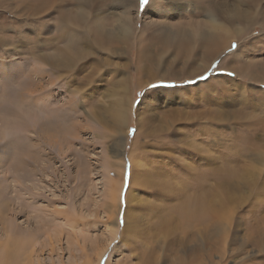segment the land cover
I'll use <instances>...</instances> for the list:
<instances>
[{"label": "rangeland", "instance_id": "obj_1", "mask_svg": "<svg viewBox=\"0 0 264 264\" xmlns=\"http://www.w3.org/2000/svg\"><path fill=\"white\" fill-rule=\"evenodd\" d=\"M32 1L0 0V223L17 237L34 239L44 264L50 258L94 263L102 250L98 264H143L149 256L157 257L156 264H197L201 257L200 264H264V0H150L144 9L139 0H93L90 7L53 0L51 8L39 12L30 11ZM211 3L219 8L215 18L200 9ZM73 10L85 12L87 26L95 22L107 30L118 29L119 18L127 16L130 37L123 44L96 47L73 73L52 75L54 83L49 75L41 80L30 71L37 60L29 46L53 35L54 20L69 18ZM214 23L224 27V35L231 33L229 46L215 60L197 46L171 72L166 60L177 58L180 38L170 34L177 29L216 33ZM164 39L167 43H160ZM200 41L201 36L194 39ZM138 44L146 45L147 57L165 51L163 62L138 60ZM116 46L117 54L106 50ZM226 63L238 70L237 76ZM249 63L257 65L246 77ZM163 75L170 80L158 78ZM205 75L207 80L188 83ZM161 81L178 86L149 90ZM73 96L69 109L67 99ZM130 129L136 130L134 136ZM18 156L30 161V172L19 179ZM208 200L223 206L225 214L215 216L216 222L203 214L206 204L197 207ZM179 205L185 211L198 208L206 225L199 228L201 221L190 218L188 224ZM211 221L220 222L221 237L215 238ZM111 223L117 224L114 236Z\"/></svg>", "mask_w": 264, "mask_h": 264}, {"label": "bare ground", "instance_id": "obj_2", "mask_svg": "<svg viewBox=\"0 0 264 264\" xmlns=\"http://www.w3.org/2000/svg\"><path fill=\"white\" fill-rule=\"evenodd\" d=\"M37 1V2H36ZM52 1L53 0H35V1H32L31 3H30V6H29V8L31 9L30 11H35V12H39L40 10H42V9H49V8H51V6H52ZM76 2H78V3H82L83 5H85V7L88 5L89 7L92 5V3H94V1L93 0H75ZM123 1H127V0H122V2ZM131 2L132 3H134L135 2V0H131ZM211 5H212V3H211ZM24 7V6H23ZM201 10H205V11H207L208 13L209 12H211L210 14H209V16H211L212 18H215V15H217L218 14V5L217 4H213L212 5V7H207L206 9L204 8V7H201L200 8ZM31 13V12H30ZM32 13H34V12H32ZM217 13V14H216ZM234 13H236V11H234ZM233 13V14H234ZM35 14H37V13H35ZM69 15H68V17L69 18H64V17H57L58 19H56V20H54V22H55V26H56V28H55V30H54V33H53V35H49L48 37H42V38H40V42H37V44L36 45H30L29 47L31 48V54H32V58H33V60H37V61H35V62H37L36 64L39 66V67H37V66H35L34 64H35V62L34 63H32L31 65L33 66L32 67V70H30L31 72H33L32 73V75H35L37 78H39V79H44L47 75H49V76H51V79L50 80H48L49 81V83H51V82H53V76L52 75H55L56 77H62V76H65V75H67L69 72H72L73 73V71L74 70H77V68L78 67H76L75 66V64L76 63H83V62H85V61H87L89 58H90V55L92 54L91 52H92V50L94 51V49L96 48V47H101L102 46V48H106L107 46H109V45H111L112 43H114L115 41L116 42H118L119 44L120 43H122L123 44V41H125V39H128V37H130V33H131V28H130V21L131 20H128V17L127 16H125V17H122L121 19L119 18V21H120V23H121V25L118 27V29H115V30H107L106 28H104V27H102V25H97L95 22H94V24H93V26H89V24H88V26L86 25V23H87V15L85 14V12L83 11V10H80V11H76V10H73V11H70L69 13H68ZM220 15H221V13H219ZM71 15V16H70ZM252 15V14H251ZM255 15V14H254ZM131 16V15H130ZM249 19V18H248ZM45 22V21H44ZM86 22V23H85ZM88 23H89V21H88ZM92 23V22H91ZM54 24V23H53ZM249 25V24H248ZM213 26H215V28L217 29V31H216V33H208V32H205V31H202V30H196V31H194V32H192L191 34L189 33V31L188 30H176V31H173V33H171L170 34V32H169V34L170 35H172L173 37H176L177 39H178V37L180 38V41L178 42L180 45H179V48H178V51H177V58H173V59H171V60H166V62L169 64V67H171L170 69H171V72H175V71H173V67L175 66L174 64H177V62H180V63H182V64H184V63H186L188 60H189V58H190V55L191 54H195V52L198 50V49H196L195 47H197V46H201L200 47V49H202V53H203V55H204V57L205 58H210V59H212L213 58V60H215L218 56H220V54L224 51V47H225V45L228 47L229 46V43L231 42V40H228V41H226V38H227V35H230L231 33L228 31V34L227 35H224V32H225V29H224V27L220 24V23H214L213 24ZM43 29H44V32H46V30L47 29H45L44 27H42V31H43ZM166 29V28H165ZM165 29H163L162 31H164ZM48 32V31H47ZM158 32V31H157ZM159 33V32H158ZM164 33V32H163ZM165 33H167V30H165ZM197 33H199V35L197 36V37H200L201 36V41L198 43V44H196L195 42H194V39H196L197 37H195L193 34H197ZM218 33H219V35H218ZM168 34V35H169ZM137 35V34H136ZM158 35V34H157ZM167 35V36H168ZM162 36V35H161ZM166 35H165V37L166 38H168ZM171 36V37H172ZM231 36V35H230ZM229 36V37H230ZM170 37V36H169ZM151 38H153V37H151ZM156 38V37H155ZM154 38V39H155ZM148 39V38H147ZM161 39V38H160ZM159 39V40H160ZM229 39V38H228ZM157 40V39H156ZM173 40V39H172ZM144 40H142V42H143ZM58 42H62V43H64L65 45H66V47H68L69 48V50H63V48L61 47V46H59L58 45ZM167 43V40L166 39H164V40H161V42L160 43ZM169 43V42H168ZM175 43V42H174ZM159 44V43H158ZM170 45V44H169ZM142 46V45H141ZM156 46V45H155ZM162 47V46H161ZM33 48H34V50H33ZM89 48H90V50H89ZM102 48H98L97 50L99 51L100 49H102ZM119 48V47H118ZM118 48H117V46L116 47H111V48H107L106 50L110 53V54H117V50H118ZM137 49V55L136 56H138V60H140V59H142L143 57H146L147 59H150L149 61H152L154 64H160L161 62H163L162 61V59H163V55L165 54V51H164V53H162L161 55L160 54H158L157 55V57H155V58H153L152 57V54L151 53H149L151 50H149V54H151V56L150 55H148V56H150V57H147V54L145 55L144 54V49L146 48V45H143L142 47H140V45L138 44V46L136 47ZM158 48V47H157ZM169 48H170V46H169ZM238 48V47H237ZM45 49H52L51 51H49V52H47V53H45ZM165 49V48H164ZM96 50V51H97ZM146 50V49H145ZM158 50H160V49H158ZM169 50V49H168ZM106 51V52H107ZM146 52H147V50H146ZM152 52V51H151ZM91 53V54H90ZM154 53V52H153ZM225 53V52H224ZM238 53V52H237ZM240 53V52H239ZM180 55V56H179ZM154 56V55H153ZM193 56V55H192ZM239 56V55H238ZM237 56V57H238ZM176 57V56H175ZM236 57V58H237ZM32 58H30V59H32ZM239 58V57H238ZM212 60V61H213ZM244 60V59H243ZM148 61V62H149ZM48 65L47 67L49 68H45V69H42V65ZM100 64V63H99ZM98 64V65H99ZM153 64V65H154ZM43 65V67H45ZM226 65H228L227 66V68L230 70V71H233L234 72V76H237L236 75V72H238V70L235 68V67H233V66H229V64H227L226 63ZM256 66L257 64L256 63H249V64H247L246 65V67L248 68V72L245 74V76L247 77L248 75H250V74H252V72H251V69L253 68V66ZM81 66V65H80ZM184 66V65H183ZM230 67V68H229ZM222 68H226V66H224V67H222ZM79 69V68H78ZM170 69H168V70H170ZM175 69V68H174ZM260 69V68H259ZM263 70V72H264V68L262 69ZM29 71V72H30ZM245 71H247V70H245ZM244 71V72H245ZM170 73V71H167V72H165L164 74H169ZM261 73V72H260ZM71 75V74H70ZM28 76H29V78H32L31 76H30V74H28ZM166 77H170V76H160V77H158V78H160L161 80H170V79H168V78H166ZM192 77V76H191ZM35 78V77H34ZM33 78V79H34ZM219 78V77H218ZM228 78V77H227ZM25 79V78H24ZM32 79V81H34ZM49 79V78H48ZM47 80V79H46ZM29 81V80H28ZM48 81H46V83L44 84V82H43V84L42 85H44V86H47L48 85ZM258 81V80H257ZM260 82V81H259ZM26 83V82H25ZM34 83H35V81H34ZM37 83L38 82H36V86H37ZM54 83V82H53ZM121 83H122V81H121ZM34 85V84H33ZM35 86V87H36ZM40 86V85H39ZM38 87V86H37ZM40 87H42V86H40ZM240 87V86H239ZM44 88V87H43ZM43 88H41L42 89V91L44 90ZM28 89V88H27ZM32 89V88H31ZM69 89V88H68ZM32 90H35V88L34 89H32ZM32 90H31V94H32ZM52 90V89H51ZM70 90V89H69ZM73 90V89H72ZM78 90V89H77ZM60 91V90H59ZM37 92V91H36ZM69 92V91H68ZM57 93V92H56ZM76 93V92H75ZM78 93V92H77ZM30 94V95H31ZM41 94V93H40ZM43 94V93H42ZM119 94V93H118ZM261 94V93H260ZM25 95H27V94H25ZM66 95V94H65ZM69 95H73V92L71 91V93L69 94ZM41 96V95H40ZM25 97V96H24ZM33 97V96H32ZM36 97V96H35ZM52 97V96H51ZM26 98V97H25ZM28 98H30V97H28ZM28 98H26V99H28ZM33 100V99H32ZM35 100L36 101H38V98H35ZM34 100V101H35ZM42 100V99H41ZM33 101H31V103H32ZM72 102H74V96L73 97H68V99H67V104H69L67 107L69 108V109H71V104L70 103H72ZM17 103V102H16ZM24 103V102H23ZM29 103V102H28ZM38 103V102H37ZM230 104V103H229ZM262 104V103H261ZM31 105V104H30ZM64 105H66V104H64ZM27 106H28V104H27ZM29 107V106H28ZM27 107V108H28ZM34 108V106L32 105L31 106V108ZM61 107H62V105H61ZM67 107L65 108V109H67ZM30 108V109H31ZM56 108V107H55ZM29 109V110H30ZM28 109L26 110V112L28 111V112H30ZM24 111V110H23ZM66 111H68V109L66 110ZM122 112H124L122 109L118 112V113H122ZM123 115V114H122ZM39 123H41V122H39ZM42 123H43V121H42ZM41 125V124H40ZM52 125V124H51ZM61 125V124H60ZM37 126V128H38V126H39V124L38 125H36ZM35 126V127H36ZM36 128V129H37ZM40 128V127H39ZM55 128V127H54ZM53 128V129H54ZM48 129V128H47ZM57 129V128H56ZM38 130V129H37ZM45 130V129H44ZM56 131V130H55ZM38 132H39V130H38ZM44 132V131H43ZM48 132V131H47ZM47 132H45V133H43V138L45 137V135L44 134H47ZM49 132H51V131H49ZM52 133V132H51ZM54 133V132H53ZM57 133V132H56ZM49 134V133H48ZM47 134V135H48ZM55 134V133H54ZM47 135H46V137H47ZM50 136V135H49ZM48 136V137H49ZM37 137H39V136H37ZM56 137V136H55ZM41 138V137H40ZM38 139V138H37ZM56 139V138H55ZM41 140V139H40ZM48 140H49V138H48ZM48 140H46V141H48ZM45 141V142H46ZM220 146V145H219ZM216 148V147H215ZM218 149V148H217ZM28 151V150H27ZM23 154H25V156H27L28 157V159L29 160H31V161H36V156H34V154H30L29 152H24ZM222 155V154H221ZM26 157V158H27ZM211 157V156H210ZM38 158V157H37ZM205 158V157H204ZM206 158H208V157H206ZM213 159V161H215L216 159L215 158H212ZM211 159V160H212ZM260 159V158H259ZM206 160H208V159H206ZM209 161V160H208ZM28 163H30V161H28V160H26V159H24L23 160V157L22 156H18L17 158H16V160H15V164H16V170H17V172H16V177H17V179H19L20 178V176H26L29 172H30V170H29V168H27V166H28ZM211 163V162H210ZM34 164V163H33ZM207 164V163H206ZM205 164V165H206ZM211 164H213V163H211ZM215 166H217V165H215ZM219 167V166H218ZM222 167V166H221ZM252 167V166H251ZM211 168V167H210ZM208 169V168H207ZM215 169H217L218 170V172L219 173H221V169H219V168H214V170ZM201 170H203V169H201ZM227 170V169H226ZM205 171V170H204ZM199 172V171H198ZM214 172V171H213ZM212 172V173H213ZM215 172H217V171H215ZM246 172V171H245ZM12 173V172H11ZM189 173V172H188ZM205 174V173H204ZM217 174V173H216ZM243 174V173H242ZM204 176V175H203ZM240 176H242V178L244 177V174L243 175H241L240 174ZM248 176V175H247ZM205 177H207V176H205ZM205 177H203V178H205ZM237 177V176H236ZM202 177H201V179H203ZM199 179V178H198ZM240 179V178H239ZM210 180V179H209ZM226 180H228V179H226ZM249 180V179H248ZM199 181V180H198ZM212 181V180H211ZM185 182V181H184ZM199 182H201V181H199ZM207 182V181H206ZM219 182H222V183H224L222 180H220ZM230 182V181H229ZM165 182H163V184H164ZM216 183V182H215ZM226 183V182H225ZM242 183V182H241ZM212 184V183H211ZM218 184H220V183H218ZM217 184V185H218ZM252 184V183H251ZM230 185V184H229ZM228 185V186H229ZM117 186V185H116ZM162 186V185H161ZM177 186V185H176ZM221 186V185H220ZM224 186H226V185H224ZM227 186V187H228ZM178 187H180V186H178ZM194 187V186H193ZM213 187H215V186H213ZM217 187H219V186H217ZM240 187V186H239ZM238 187V188H239ZM120 188V187H119ZM181 188V187H180ZM111 192L112 191H114L115 192V186H112L111 187ZM213 189V188H212ZM216 189V188H215ZM218 189V188H217ZM216 189V190H217ZM173 190V189H172ZM205 190H206V188H205ZM239 190V189H238ZM207 191V190H206ZM214 191V190H213ZM119 193V189H117V194ZM127 193V192H126ZM216 193H217V191H216ZM117 194H115L114 193V200H116L117 202H118V200H119V197H118V195ZM227 194V193H226ZM192 195V194H191ZM194 195L195 196H197L195 193H194ZM205 195V194H204ZM111 196V195H110ZM187 196V195H186ZM189 196V195H188ZM194 196V197H195ZM216 196V195H215ZM214 196V197H215ZM135 197V196H134ZM190 197V196H189ZM192 198H194L193 197V195L191 196ZM226 197H228V195L226 196ZM191 198V201L190 202H193V203H195L194 201H192V200H195V198L194 199H192ZM198 198V197H197ZM200 198H201V196H200ZM230 198V197H229ZM203 199H204V197H203ZM217 199V198H216ZM218 199H219V197H218ZM239 199V198H238ZM246 199V198H245ZM112 200V199H111ZM178 200H179V198H178ZM220 200V199H219ZM228 200V199H227ZM235 200V199H234ZM189 201V200H188ZM198 201H199V199H198ZM221 201V200H220ZM240 201V200H239ZM190 202H189V204H190ZM181 203V201H178V204H180ZM192 203V204H193ZM199 203V205L197 206V207H199L200 206V203H202V204H206L205 205V207H201L202 209H203V214L204 215H206L207 214V212H208V214H211L212 216H213V218L215 217V216H218L219 215V213H221L222 214V216H223V214H225V213H222L221 212V210H223V208H221V207H223L221 204H219V205H216L213 201H206L205 203L202 201V202H198ZM237 204V203H236ZM239 206V205H238ZM108 207H111V208H113L112 210H113V212L115 211V209H116V207H117V205L115 206V205H110V206H108ZM182 207V209H183V206H181ZM181 207H180V205H179V208L181 209ZM188 207V209H189V206H187ZM196 207V208H197ZM233 207V206H232ZM120 208V207H119ZM201 208H199V210L201 209ZM231 208V207H230ZM179 209V210H180ZM198 209V208H197ZM197 209H190V211H185V209H183V212L182 213H184V216H181L180 215V213L179 212H177L181 217H184L185 218V220H186V222H188L187 221V218H190L191 220H196V219H198V220H200L201 221V218H200V213H199V211L197 210ZM117 210V209H116ZM229 211V210H228ZM264 211V210H263ZM224 212V211H223ZM232 213V212H231ZM226 214H228V213H226ZM115 216H117V211H116V213H115ZM227 216V215H226ZM225 216V217H226ZM228 216H229V214H228ZM203 217V216H202ZM230 217V216H229ZM262 217V216H261ZM184 218H183V220H184ZM0 219H3V215H2V213H0ZM175 219V218H174ZM189 219V220H190ZM168 220H169V218H168ZM182 220V221H183ZM207 220V219H206ZM213 220H215V222H216V220H219V219H216V218H214ZM224 221V220H223ZM193 222V221H192ZM206 222V221H205ZM205 222H204V220H202L201 222H200V224H198V227L201 225V226H203L204 224H205ZM213 221H211V223H212ZM225 222V221H224ZM114 223V222H113ZM184 223V222H183ZM182 223V224H183ZM204 223V224H203ZM209 223V222H208ZM214 223V222H213ZM212 223V224H213ZM62 224V223H61ZM188 224H189V222H188ZM203 224V225H202ZM0 225H1V229L3 230V234H1L0 235V264H44L45 262H43V263H41L40 261H39V252H38V250L39 249H36L35 248V246L32 244L33 242L34 243H36V241L34 240V239H32L31 237H17L16 235H13L10 231H9V226L8 227H6L5 225H3V223H0ZM110 225V224H109ZM186 225H187V223H186ZM206 225V224H205ZM226 225V224H225ZM235 225V224H234ZM111 226H112V228L111 229H109L111 232L110 233H112L113 234V236H114V234L116 233V227H117V224L116 225H112V223H111ZM110 226V227H111ZM184 226V225H183ZM182 226V227H183ZM189 226V225H188ZM187 226V227H188ZM208 226H209V224H208ZM210 226H212L211 224H210ZM54 227V226H53ZM163 227H164V224H163ZM180 227V226H179ZM187 227H186V229H187ZM192 227H190V229H191ZM195 228H196V226H195ZM200 228V227H199ZM207 229L208 227H204V229ZM212 228H213V230H215V234L217 235V236H215V238L217 237H221V226H220V222L219 223H214L213 224V226H212ZM51 229V228H50ZM106 229V228H105ZM177 229V228H176ZM182 229V228H181ZM183 229H184V227H183ZM192 229H194V227L192 228ZM53 230V229H52ZM196 230H198V229H196ZM203 230V229H202ZM211 230V229H210ZM58 231V230H57ZM184 231V230H183ZM191 232H192V230H190ZM234 231V230H233ZM52 232V231H51ZM67 232V231H66ZM165 232H166V230H165ZM187 232V231H186ZM185 232V233H186ZM206 232V231H205ZM211 232V231H210ZM176 233V232H175ZM178 233V232H177ZM180 233V232H179ZM181 233H183V232H181ZM190 233V232H189ZM212 233V232H211ZM213 233V234H214ZM48 234V233H47ZM111 234V235H112ZM184 234V233H183ZM188 234V233H187ZM205 234V233H204ZM208 234V233H207ZM51 235V234H50ZM181 235V234H180ZM191 235V234H190ZM52 236V235H51ZM182 237H183V235H181ZM187 236V235H186ZM185 236V237H186ZM207 236V235H206ZM181 237V238H182ZM193 237V236H192ZM197 237V236H196ZM199 237V236H198ZM34 238V237H33ZM48 238V237H47ZM55 238H56V236H55ZM66 238V237H65ZM112 238V237H111ZM180 238V239H181ZM214 238V239H215ZM51 239V238H50ZM179 239V238H178ZM179 239V240H180ZM56 240V239H55ZM58 240V239H57ZM56 240V241H57ZM183 240L184 241H187V240H185L184 239V237H183ZM223 240V239H222ZM221 240V241H222ZM46 241V240H45ZM50 242H48V244L47 245H49V247L47 248L45 245H44V247L45 248H47L48 250H50L51 252L52 251H54V247H53V245H52V241L51 240H49ZM189 241V240H188ZM219 241V240H218ZM170 242H172V241H170ZM215 242V241H214ZM217 242V241H216ZM177 243V242H176ZM176 243H172L171 245H174V244H176ZM169 244V243H168ZM37 245V244H36ZM184 245V244H183ZM170 247V246H169ZM39 248V247H38ZM41 248V247H40ZM105 248V247H104ZM173 248V247H172ZM100 249V248H99ZM100 250H102V249H100ZM194 250V249H193ZM41 251V250H40ZM196 251H197V249H196ZM199 251V250H198ZM197 251V252H198ZM101 252V253H100ZM105 252V251H104ZM187 252V251H186ZM191 252V251H190ZM100 253V254H99ZM102 253H103V250L102 251H98V253H97V262H94V263H91L89 260H85L83 263H75V264H98L99 262H100V258H101V255H102ZM200 253H201V251H200ZM192 254V253H191ZM199 254V253H198ZM153 255V254H152ZM187 255V254H186ZM190 255V254H189ZM194 255V254H193ZM170 256V255H169ZM176 256V255H175ZM178 256V255H177ZM200 256H201V254H200ZM205 256H207V255H205ZM87 257V256H86ZM144 257H146V256H144ZM192 257V256H191ZM199 257V256H198ZM149 259H145L144 260V263L143 264H156L157 262H156V258L157 257H155L154 258V256H149L148 257ZM177 258H180V257H177ZM183 258V257H182ZM189 258H190V256H189ZM202 258V257H201ZM201 258H199L198 260H197V258H196V260L197 261H199ZM203 258H205L204 256H203ZM173 259V258H172ZM142 260V259H141ZM140 260V261H141ZM174 260V259H173ZM184 260V259H183ZM193 260V259H192ZM191 260V261H192ZM205 260V259H204ZM50 263L49 264H63L62 263V261L61 260H59L58 261V263H56L55 261H53L51 258L48 260ZM185 261V260H184ZM190 261V260H189ZM196 261V263L198 264L199 262H197ZM172 262V261H171ZM188 262V260H186V263ZM170 263V262H169ZM175 263V262H174ZM180 263V262H179ZM105 264V263H104ZM200 264V263H199ZM201 264H203V263H201ZM204 264H205V262H204Z\"/></svg>", "mask_w": 264, "mask_h": 264}, {"label": "snow or ice", "instance_id": "obj_3", "mask_svg": "<svg viewBox=\"0 0 264 264\" xmlns=\"http://www.w3.org/2000/svg\"><path fill=\"white\" fill-rule=\"evenodd\" d=\"M149 2H150V0H139L141 9H144L147 5H149ZM236 47H237V45H235V44L232 45V48L233 49H235ZM213 67L214 68L215 67H218V62H217V64L213 65ZM207 79H208V76L205 75V76L199 77L197 81H189L188 83H197L199 80H207ZM176 86H178V85L170 84V83L161 81V82L156 83V84H150L148 86V88L150 90V89L157 88V87H176ZM138 95L140 96V99H142L143 96L145 95V93L144 92H141V93H138ZM139 101L140 100H138V101L135 102L136 103V107L138 106ZM135 131H136L135 129H130L129 130V135L134 136L135 135Z\"/></svg>", "mask_w": 264, "mask_h": 264}]
</instances>
